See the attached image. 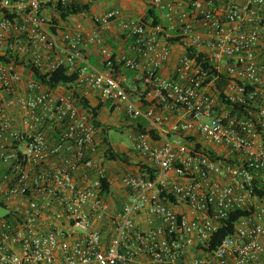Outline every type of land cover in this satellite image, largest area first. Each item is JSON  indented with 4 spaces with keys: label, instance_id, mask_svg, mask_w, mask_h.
<instances>
[{
    "label": "built area",
    "instance_id": "obj_1",
    "mask_svg": "<svg viewBox=\"0 0 264 264\" xmlns=\"http://www.w3.org/2000/svg\"><path fill=\"white\" fill-rule=\"evenodd\" d=\"M86 2L0 0V264H264V0H149L156 26L59 16ZM102 105L139 158L118 193Z\"/></svg>",
    "mask_w": 264,
    "mask_h": 264
},
{
    "label": "trees",
    "instance_id": "obj_2",
    "mask_svg": "<svg viewBox=\"0 0 264 264\" xmlns=\"http://www.w3.org/2000/svg\"><path fill=\"white\" fill-rule=\"evenodd\" d=\"M97 1L98 0H87L86 3H78V4L67 6V7H57V11L61 19H67L69 16H75V15H83V14L86 15L91 12L92 7ZM141 1L144 3H147L149 0H141ZM52 19H53V22H57V19L55 17ZM140 20L142 23L150 24L151 26H156L161 23V19L157 11L155 10V8L149 5L146 10V14ZM32 71H34V80L43 84L49 90H54L59 86L73 83L76 78L75 75H69L63 69H59V70H56L48 74H42L41 72L35 69H33ZM100 109H101V106L91 109V113L96 119L99 116ZM96 125L100 126V123L97 121ZM111 129H113V127L112 128L106 127L104 128V131L106 133L108 130H111ZM104 144L107 146V151L105 153V159L107 161H117V162L127 161L126 154L115 152L114 149L111 147L110 142L107 139L104 140ZM107 180H108L107 178H104L102 180L104 190L106 191L109 190V187L107 185ZM238 216H239V213L231 216L228 220L224 221V225L215 234V238L210 245V250L216 249L217 246L220 244V242L226 236L233 233L234 223L237 220Z\"/></svg>",
    "mask_w": 264,
    "mask_h": 264
},
{
    "label": "rangeland",
    "instance_id": "obj_3",
    "mask_svg": "<svg viewBox=\"0 0 264 264\" xmlns=\"http://www.w3.org/2000/svg\"><path fill=\"white\" fill-rule=\"evenodd\" d=\"M147 8L148 4L141 0H98L92 7L91 13L98 15L109 9H118L123 17L139 20L146 14ZM109 123L113 126V129L108 130L105 137L116 152L121 153L130 149V128L127 126V122L124 118L120 114H117ZM105 126L110 128L109 125L105 124ZM4 214L5 212L0 210V217Z\"/></svg>",
    "mask_w": 264,
    "mask_h": 264
},
{
    "label": "crops",
    "instance_id": "obj_4",
    "mask_svg": "<svg viewBox=\"0 0 264 264\" xmlns=\"http://www.w3.org/2000/svg\"><path fill=\"white\" fill-rule=\"evenodd\" d=\"M109 34H120L117 24L113 26V29H112V31ZM108 44L110 46H115V40L114 41H110L109 40ZM87 56H88L89 61L92 64L99 65V58L97 57V50L91 49L87 53ZM114 118H115V115L110 111L108 105H102L101 109L99 111V116L97 118V121L100 123V126H101L100 127L101 132H100L99 138L103 141V144H104V140L107 139L105 137L106 133L104 131V128H106L105 124L109 125L110 128L113 127V126L110 125L109 121L114 119ZM110 145H111V143H110ZM111 147L114 149V147L112 145H111ZM114 151L116 152L115 149H114ZM121 153L126 154L127 150H125V151H123ZM126 158H127V164H123L121 162H112V163L109 162V163H107L108 169H109V172H110V176H111V178L114 181V183H113V191L116 192V193L120 192V186H119V182H118V177L121 176L122 173L136 172L137 171V165H138L139 158L136 156V154L126 155Z\"/></svg>",
    "mask_w": 264,
    "mask_h": 264
}]
</instances>
